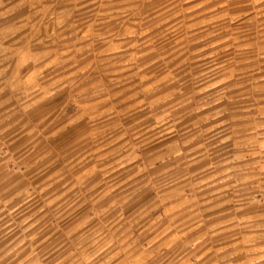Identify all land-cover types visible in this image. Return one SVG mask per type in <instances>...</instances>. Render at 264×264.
Masks as SVG:
<instances>
[{"label":"rangeland","instance_id":"1","mask_svg":"<svg viewBox=\"0 0 264 264\" xmlns=\"http://www.w3.org/2000/svg\"><path fill=\"white\" fill-rule=\"evenodd\" d=\"M0 264H264V0H0Z\"/></svg>","mask_w":264,"mask_h":264}]
</instances>
